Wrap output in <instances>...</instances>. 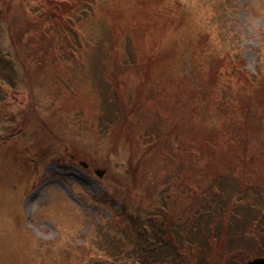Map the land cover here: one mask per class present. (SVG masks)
<instances>
[{
	"label": "trees",
	"instance_id": "trees-1",
	"mask_svg": "<svg viewBox=\"0 0 264 264\" xmlns=\"http://www.w3.org/2000/svg\"><path fill=\"white\" fill-rule=\"evenodd\" d=\"M217 1L221 16H230L232 3ZM200 5L184 7L182 0H0V33L3 22L20 10L23 24L10 31L12 44L15 50L31 48L28 55L42 69L64 71V63H55L57 58L90 63L78 67L91 66L99 73L104 91L93 93L92 121L84 129L95 125L99 132L102 129L118 139L126 135L124 141L131 143L132 153L140 155L123 209L107 220L105 230L112 232L97 235L98 240L92 230L91 238L69 251L64 260L86 264H229L226 261L232 260L240 264L237 257H230L233 251L264 256V212L255 210L264 198L260 196L264 149L253 151L252 136L236 127L232 131L229 124H248L249 130L253 124H263L262 118L250 119L249 102L237 97L260 93L255 95L263 98L264 66L257 74L243 68L245 60L227 36L205 24L211 19L206 6ZM1 53L5 52L0 47ZM121 74L138 80L135 89H129L131 79ZM235 103H240V110ZM190 107L196 124L191 131L181 125L184 109ZM21 122L27 124L25 119ZM61 134L65 133L42 138L41 154L54 157L63 144ZM225 147L229 148L218 157ZM12 152L0 142V156L14 158L7 162L6 171H15L19 181L39 171L26 152L24 161L15 158L16 149ZM193 160L199 171L189 168ZM232 163L243 165L241 184L258 191L254 200L242 196L245 188L236 187L240 183L235 177L237 167L232 173L227 170ZM252 163L259 165L260 172ZM225 172L235 188L226 184ZM149 184L154 188L161 184L166 208L170 201L184 199L186 219L178 221L183 222L176 234L155 215L144 219L141 205L130 206L137 198L133 187ZM244 205L249 210L239 212L237 208ZM100 226L103 231L105 226ZM29 249L31 257L25 253L24 257L36 259L38 248Z\"/></svg>",
	"mask_w": 264,
	"mask_h": 264
},
{
	"label": "rangeland",
	"instance_id": "rangeland-1",
	"mask_svg": "<svg viewBox=\"0 0 264 264\" xmlns=\"http://www.w3.org/2000/svg\"><path fill=\"white\" fill-rule=\"evenodd\" d=\"M183 1L188 5L200 2L206 6L211 20H206L205 24L209 27H217L227 36L228 40L232 42V48L245 58L243 68L255 73L261 65L264 66V0H232L234 10L230 17L221 16V12L216 7L217 2L219 3L217 0ZM227 3L231 5V1H227ZM87 8L89 7L87 6ZM232 16L235 25L229 27L227 20H231ZM220 17L222 18L220 19ZM10 22L13 25L12 28L17 29L18 25L23 24L22 14L19 11H14ZM231 29L234 31L228 32ZM92 30H95V26L92 27ZM10 31L12 30L9 25L3 24L0 33V47L5 52L0 54V84L4 86V88H0V140L10 137L11 130L16 125H21V128H16V131L19 129L16 135L20 141H13L9 145L8 151L18 149L20 142L22 145L34 142L33 152L30 155L32 158L39 155L40 161L36 164L33 163V167L38 165L41 171L33 175L29 173L27 178L19 181V176L14 173L15 171L10 169V171H6L9 168L8 164L14 158L10 161L6 156H0V264H49L55 260L57 261L55 264H86L82 261L64 260L63 257L65 258L69 251L91 238L92 230H96L99 238L106 232H112V229L105 230L106 223H108L106 220L113 219V214L123 209L124 198L128 196V191L124 188L134 185L133 170L139 163L140 155L132 153L131 143L124 141L126 135L122 136L123 139H118L117 135L111 136L106 133L72 135L90 124L88 120H85V124H81L84 119L77 111L80 106L86 103L87 92H75V85H77L81 72V68L78 66L84 64L79 61L75 66L74 61L65 60L63 62L57 58L55 63H64L65 70L56 69L62 78L51 80V73L41 74L40 64H36V61L34 64L24 65L25 62L28 63L32 59L31 55H28L32 49L20 46L15 50ZM99 36V34L96 35L97 38ZM60 55L64 54L61 52ZM261 57L263 58L261 59ZM70 63H73L72 68L69 67ZM12 69L14 76H12ZM15 70L17 76H15ZM10 77H13V82L16 81L15 86H11ZM120 77L128 76L121 74ZM128 78L131 79L129 89H135L138 80H134L135 77L132 76ZM92 80L103 93L104 84L99 73H94ZM47 81L50 82L55 92L47 91L44 88ZM11 92H22V94H14L16 96L13 97ZM255 94L244 102L246 104L249 102L251 116L255 115L264 120L262 113L264 107H261L264 96L261 97V100ZM245 97L247 96L241 95L237 99L243 102ZM231 102L234 103V101ZM230 104L229 106L232 107ZM65 105H67L65 109L70 111L65 114V119L76 122V126L80 125L79 129L75 131L60 121ZM235 105L240 110V103H235ZM19 106L26 108L24 113L29 115L31 120H35L37 116L45 119L46 123L52 113L56 111L58 121L53 122L54 124H36L35 122L20 124L24 115L21 114L22 109ZM8 111L9 113H7ZM210 112L207 116L210 115ZM192 114L191 107L184 109L181 125L189 131L195 128L193 126L194 119L191 120ZM55 124L63 125L65 130V134H62L63 143L67 144L65 147L55 149L53 159L47 155L41 157L36 146V139L43 136L50 137V133L44 129V126L52 127ZM229 124L233 131L236 127L235 123ZM37 127L41 130L39 135L34 137L33 129ZM102 132L104 131L102 130ZM58 133L62 132L58 131ZM244 133L246 134L245 131ZM254 135L251 149L259 152L264 149V125L260 124ZM54 141L59 146L57 139ZM75 147L86 151L87 154L82 160L92 159L94 167L107 168L114 178H99L94 173V168L91 170L84 168L77 164L79 163L77 159L71 162V153L74 152ZM134 147L136 151V144ZM65 148L69 149L65 150ZM66 152L69 154L67 162L54 161V158L66 156ZM19 157L21 158V156ZM196 162L193 160L188 163L192 171L200 170ZM134 192L135 190H132V193ZM138 192L143 200L135 198L130 206L141 205L142 214L146 217L144 219L155 213H159V217L162 214L160 210L165 211V209H161L164 206V197L161 193L157 194L159 202H155V197H147L144 188L141 187ZM256 195L257 192H254L253 200ZM262 195L264 192H260V196ZM262 200L261 197L259 203L255 204L258 214L261 211L264 212ZM148 203L152 204L148 205ZM78 217L81 218L77 219ZM160 220L163 221L161 218ZM102 222L104 223L102 226H105L104 231L100 230ZM177 228L178 226L174 227L173 234L177 233ZM31 246L39 248L35 252V254L39 253L36 259L26 258L31 257L32 251L29 249ZM24 253L27 255L26 257H24Z\"/></svg>",
	"mask_w": 264,
	"mask_h": 264
},
{
	"label": "water",
	"instance_id": "water-1",
	"mask_svg": "<svg viewBox=\"0 0 264 264\" xmlns=\"http://www.w3.org/2000/svg\"><path fill=\"white\" fill-rule=\"evenodd\" d=\"M104 173H105V171H102L99 174L102 176ZM249 264H264V257L263 258L254 259Z\"/></svg>",
	"mask_w": 264,
	"mask_h": 264
},
{
	"label": "bare ground",
	"instance_id": "bare-ground-1",
	"mask_svg": "<svg viewBox=\"0 0 264 264\" xmlns=\"http://www.w3.org/2000/svg\"><path fill=\"white\" fill-rule=\"evenodd\" d=\"M233 10H234V9L230 10V12H229V15H230V16L232 15ZM231 19H233V16L231 17Z\"/></svg>",
	"mask_w": 264,
	"mask_h": 264
}]
</instances>
